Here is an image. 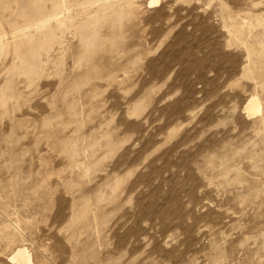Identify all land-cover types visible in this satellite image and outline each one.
Segmentation results:
<instances>
[{"label":"rangeland","instance_id":"obj_1","mask_svg":"<svg viewBox=\"0 0 264 264\" xmlns=\"http://www.w3.org/2000/svg\"><path fill=\"white\" fill-rule=\"evenodd\" d=\"M17 248L264 264V0H0V264Z\"/></svg>","mask_w":264,"mask_h":264},{"label":"bare ground","instance_id":"obj_2","mask_svg":"<svg viewBox=\"0 0 264 264\" xmlns=\"http://www.w3.org/2000/svg\"><path fill=\"white\" fill-rule=\"evenodd\" d=\"M246 116H253L260 113L261 105L256 97H252L245 105ZM15 262L16 264H34L31 261L30 256L27 254L24 248H17L9 258V262Z\"/></svg>","mask_w":264,"mask_h":264}]
</instances>
